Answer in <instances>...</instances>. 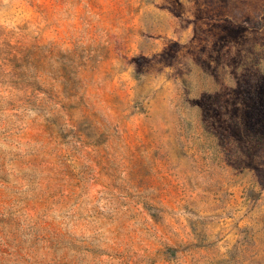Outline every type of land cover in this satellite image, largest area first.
Wrapping results in <instances>:
<instances>
[{
	"label": "rangeland",
	"instance_id": "obj_1",
	"mask_svg": "<svg viewBox=\"0 0 264 264\" xmlns=\"http://www.w3.org/2000/svg\"><path fill=\"white\" fill-rule=\"evenodd\" d=\"M0 264H264V0H0Z\"/></svg>",
	"mask_w": 264,
	"mask_h": 264
}]
</instances>
